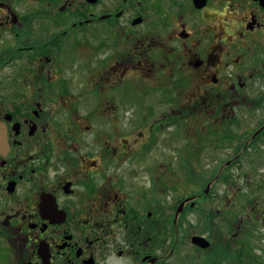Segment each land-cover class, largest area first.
Masks as SVG:
<instances>
[{"label": "flooded vegetation", "instance_id": "obj_1", "mask_svg": "<svg viewBox=\"0 0 264 264\" xmlns=\"http://www.w3.org/2000/svg\"><path fill=\"white\" fill-rule=\"evenodd\" d=\"M254 163L264 0H0V264H264Z\"/></svg>", "mask_w": 264, "mask_h": 264}, {"label": "rangeland", "instance_id": "obj_2", "mask_svg": "<svg viewBox=\"0 0 264 264\" xmlns=\"http://www.w3.org/2000/svg\"><path fill=\"white\" fill-rule=\"evenodd\" d=\"M258 164V163H257ZM256 163L252 164V169H254L256 172H252L250 170H246L244 174L246 175L245 177L239 176L235 173V179L236 184L240 186H249L248 188H243L242 191L244 194L249 195V205H248V211H250L251 208L256 207V211L254 212V216H258L259 214L261 217H264V199L263 202H261V199H256L255 195L252 194L250 191L255 186L256 184H263L264 183V166L258 167ZM247 169L249 168L248 166H245ZM264 185V184H263ZM248 192V193H247ZM243 194V195H244Z\"/></svg>", "mask_w": 264, "mask_h": 264}]
</instances>
